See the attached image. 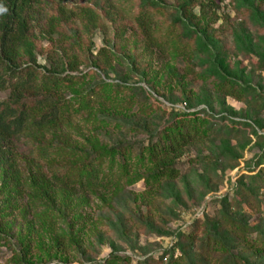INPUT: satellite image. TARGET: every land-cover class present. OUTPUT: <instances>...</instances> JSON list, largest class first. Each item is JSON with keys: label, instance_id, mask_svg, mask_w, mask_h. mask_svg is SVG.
<instances>
[{"label": "rangeland", "instance_id": "374dc122", "mask_svg": "<svg viewBox=\"0 0 264 264\" xmlns=\"http://www.w3.org/2000/svg\"><path fill=\"white\" fill-rule=\"evenodd\" d=\"M28 15L19 61L67 79L55 97L75 119L2 145L0 264H264V0H33ZM187 124L179 178L156 183L150 148Z\"/></svg>", "mask_w": 264, "mask_h": 264}, {"label": "trees", "instance_id": "16d2710c", "mask_svg": "<svg viewBox=\"0 0 264 264\" xmlns=\"http://www.w3.org/2000/svg\"><path fill=\"white\" fill-rule=\"evenodd\" d=\"M32 3L33 0H0V92L10 93L7 100L0 102V161L5 153L2 145L20 141L29 132L58 131L75 119L66 105L55 97L59 86L67 79L51 71H39L36 63L23 65L19 61L25 53L33 56L28 39V10ZM143 30L149 39V27L144 24ZM39 73L42 77L38 81ZM182 128L183 132L170 135L165 144L150 148L149 159L157 169L156 183L176 180L180 176L176 161L196 138L188 124ZM194 128L196 132L197 127ZM43 155L49 157V153ZM97 159L95 156L83 167L88 176L86 186L93 190L104 188Z\"/></svg>", "mask_w": 264, "mask_h": 264}]
</instances>
